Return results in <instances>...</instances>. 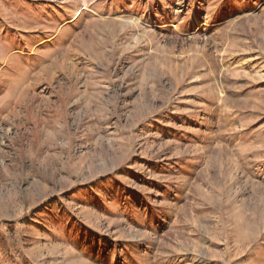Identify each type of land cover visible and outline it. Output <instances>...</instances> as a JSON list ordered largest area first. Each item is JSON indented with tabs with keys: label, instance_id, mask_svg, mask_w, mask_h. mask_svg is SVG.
Returning <instances> with one entry per match:
<instances>
[{
	"label": "rangeland",
	"instance_id": "obj_1",
	"mask_svg": "<svg viewBox=\"0 0 264 264\" xmlns=\"http://www.w3.org/2000/svg\"><path fill=\"white\" fill-rule=\"evenodd\" d=\"M0 264H264V0H0Z\"/></svg>",
	"mask_w": 264,
	"mask_h": 264
}]
</instances>
